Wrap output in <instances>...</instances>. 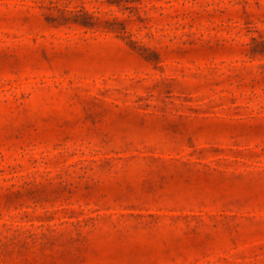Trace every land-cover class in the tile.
Masks as SVG:
<instances>
[{"label":"rangeland","instance_id":"1","mask_svg":"<svg viewBox=\"0 0 264 264\" xmlns=\"http://www.w3.org/2000/svg\"><path fill=\"white\" fill-rule=\"evenodd\" d=\"M0 264H264V0H0Z\"/></svg>","mask_w":264,"mask_h":264}]
</instances>
